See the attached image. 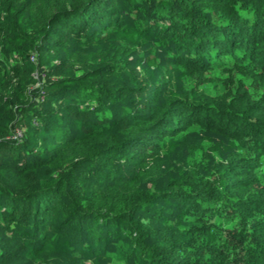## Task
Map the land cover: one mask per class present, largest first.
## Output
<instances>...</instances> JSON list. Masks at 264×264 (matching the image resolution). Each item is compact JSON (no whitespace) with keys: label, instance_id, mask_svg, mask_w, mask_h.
I'll return each instance as SVG.
<instances>
[{"label":"trees","instance_id":"16d2710c","mask_svg":"<svg viewBox=\"0 0 264 264\" xmlns=\"http://www.w3.org/2000/svg\"><path fill=\"white\" fill-rule=\"evenodd\" d=\"M120 1L0 0V231L18 222L12 231L24 230L41 245L63 232L69 248L87 246L80 251L91 252L87 260H101L115 245L114 256L137 248L151 256L147 264H264V0L151 5L165 21L157 34L169 65L192 81L178 93L148 75L144 85L113 89L97 69L78 78L67 73L89 63L91 43L128 27ZM75 43L85 47L70 49ZM61 54V63L48 67V57ZM128 63L120 59L109 69L120 74ZM118 106L120 115L112 111ZM28 117L41 128L31 132L54 138L31 154L33 163L29 141L7 139ZM191 129L236 149L228 146L226 172L217 179L185 172L148 195L150 173L164 175L161 165L155 170L163 141ZM202 140L191 144L203 150L200 157L191 153V163L211 158ZM39 161L53 169L54 181L38 174ZM162 201L189 209L199 227L172 235L152 229L141 210ZM156 234L161 243L145 241Z\"/></svg>","mask_w":264,"mask_h":264},{"label":"rangeland","instance_id":"374dc122","mask_svg":"<svg viewBox=\"0 0 264 264\" xmlns=\"http://www.w3.org/2000/svg\"><path fill=\"white\" fill-rule=\"evenodd\" d=\"M146 1L149 3L148 6L143 0H134L136 6H133L127 0H121V9L127 17L128 27L122 32L116 31L112 35H106L104 40H97L91 43L89 48H86L89 53V63L81 60L77 64H74L67 73L72 77L78 78L83 76L86 71L97 69L96 74L100 75V79L109 82L113 89L118 86L144 85L142 82L144 75H148V81L154 80L157 83L167 84V92L171 89L178 93L179 89L188 87L192 81L190 79L186 80L178 67L169 65L167 60L169 49L164 40L158 37L157 28L163 26L165 21L162 20L163 17L156 13L155 6L151 5H156L159 2L158 0ZM83 47L85 45L83 46L80 43L70 45V49L76 51L83 50ZM127 58L130 59L131 63H128L129 67L123 69V71L116 70L117 72L121 71L120 74L114 73V71L109 69L111 65L118 63L120 59ZM48 59L49 67L53 64L61 63L64 56L62 54L51 55ZM83 59H86V57H83ZM131 64L134 65L133 68L130 67ZM82 83L90 85L91 81L88 80ZM41 97V100L44 101L45 95ZM130 97V95L127 96V98ZM122 108L123 106H118L112 109V111L120 115L119 113H121ZM34 120L33 117H28L23 119V123L18 124L13 122V127L18 124L15 129L21 128L23 130L22 140L25 139V141L31 143L27 148V151H31L29 154L30 163H33L34 159V156L31 155L32 153L38 154L40 151L43 152L46 147H50L54 143L51 133L45 134L42 130H38L36 133L31 132L32 129L39 128L36 120ZM194 131L191 129L188 133L183 132L172 135V137L166 138L163 141V150L157 157L155 170L161 165L164 168V175L162 178L157 179L152 177L150 173L149 180H145L144 182L145 191L148 195H159L163 192L162 190L167 181L180 177L185 172L186 174L194 173L196 175L198 173L199 177L204 175L206 178L213 177L214 174L216 179L226 172L224 170L225 167L230 165V148L228 146L231 147V151H235L236 149L230 145V142L225 141L220 136ZM189 135L195 138L189 139ZM199 138L203 139V145L206 146L205 151L207 150L208 153H211V158L205 162L191 163L190 157L193 151L199 157L202 156L203 150L191 146L194 141H199ZM193 168L197 172H188L189 170H193ZM36 170L47 181H54L56 179L53 169L50 166L43 165V161H39ZM75 171L78 173L79 170L76 169ZM149 172L151 171H147L146 174ZM94 177H96V174H91V178ZM141 211L144 213V218L142 219L145 224L151 223L152 229H162L168 235H172L175 231L181 229H195L199 227L194 224L193 214H191L189 209L176 207L172 201H162V203L152 208L143 206ZM209 214H212V212H207L205 215ZM220 220L224 219L220 217L218 221ZM62 221L63 219L60 218L57 220V224L60 225ZM16 224L19 225L18 222H14L0 231V240L4 243L3 246H0V264H147V262L151 261L150 255H145L142 250L132 247H129L128 253H120L117 250L118 255L114 256L109 251L115 245L104 251L101 260H87L85 256L91 252H85L83 255L80 254L81 249H86L85 247L87 246L80 243L78 246L80 248L77 250L76 246L75 248H69L72 247V244H63L61 242V240L65 239V233L55 231L50 234L47 245H41L40 241H34L33 236L23 233L24 230H19L18 235L13 232L12 225ZM161 235L156 234L154 237H147L145 241H150L153 244L152 246H154L157 240H159L158 243H161ZM124 240L125 243H130V240H126L125 237ZM147 244L149 245V243ZM126 245H124V248H126ZM66 246L69 247L63 249ZM4 248H6V252L3 253ZM67 249L71 251H67ZM140 256H143V258H140ZM144 258L145 261L143 260Z\"/></svg>","mask_w":264,"mask_h":264},{"label":"built area","instance_id":"2783aa9c","mask_svg":"<svg viewBox=\"0 0 264 264\" xmlns=\"http://www.w3.org/2000/svg\"><path fill=\"white\" fill-rule=\"evenodd\" d=\"M23 137V130L21 128H17L15 129V132L13 133V135L11 137H9V139H13V140H21Z\"/></svg>","mask_w":264,"mask_h":264}]
</instances>
